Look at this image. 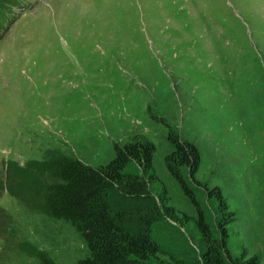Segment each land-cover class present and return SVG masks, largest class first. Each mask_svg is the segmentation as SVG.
<instances>
[{"label":"rangeland","instance_id":"374dc122","mask_svg":"<svg viewBox=\"0 0 264 264\" xmlns=\"http://www.w3.org/2000/svg\"><path fill=\"white\" fill-rule=\"evenodd\" d=\"M170 131L199 150L218 235L210 189L226 198L223 254L264 264V0H0V264H41L30 249L88 256L71 222L16 195L19 176L47 183L41 166L62 155L106 165L136 136L155 144L151 189L176 213L156 223L148 264H205L199 216L166 165Z\"/></svg>","mask_w":264,"mask_h":264},{"label":"trees","instance_id":"16d2710c","mask_svg":"<svg viewBox=\"0 0 264 264\" xmlns=\"http://www.w3.org/2000/svg\"><path fill=\"white\" fill-rule=\"evenodd\" d=\"M168 139L173 150L166 155V165L199 216L198 226L206 244L205 264H258L254 259L241 263L230 251L223 254L229 238L228 215H231L226 198L220 187L210 189L221 213L220 236L207 218L198 184L195 186L200 164L198 148L173 131ZM155 152L156 146L150 139L136 136L125 144L116 143L115 157L99 167L74 156H58L47 167L41 166L50 174L47 183L19 176L16 195L45 214L75 226L89 248V255L80 259L79 264H148L162 252L155 238L156 223L165 215L176 214L173 209L158 204L151 189L152 179L156 177ZM131 166L136 170H130ZM30 251L41 264H57L44 252Z\"/></svg>","mask_w":264,"mask_h":264}]
</instances>
